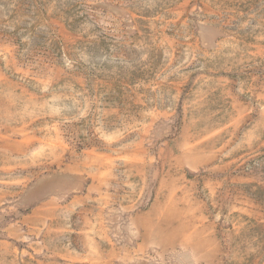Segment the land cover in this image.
<instances>
[{
	"label": "rangeland",
	"instance_id": "374dc122",
	"mask_svg": "<svg viewBox=\"0 0 264 264\" xmlns=\"http://www.w3.org/2000/svg\"><path fill=\"white\" fill-rule=\"evenodd\" d=\"M0 264H264V0H0Z\"/></svg>",
	"mask_w": 264,
	"mask_h": 264
}]
</instances>
